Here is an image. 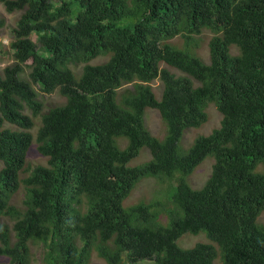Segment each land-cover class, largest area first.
Masks as SVG:
<instances>
[{"label":"trees","instance_id":"obj_1","mask_svg":"<svg viewBox=\"0 0 264 264\" xmlns=\"http://www.w3.org/2000/svg\"><path fill=\"white\" fill-rule=\"evenodd\" d=\"M0 2L20 12L13 61L0 69V264H31L37 243L44 264L95 254L108 264H264V0ZM205 29L209 63L191 45ZM176 36L186 47L168 42ZM57 89L66 102L45 111L40 92ZM208 101L221 124L186 148ZM148 108L166 124L163 139L146 125ZM34 140L46 164L27 162ZM145 146L151 158L130 165ZM208 155L211 174L194 188L187 177ZM147 175L168 181L163 198L124 210ZM21 184L24 207L13 203ZM187 232L209 241L183 248Z\"/></svg>","mask_w":264,"mask_h":264},{"label":"rangeland","instance_id":"obj_2","mask_svg":"<svg viewBox=\"0 0 264 264\" xmlns=\"http://www.w3.org/2000/svg\"><path fill=\"white\" fill-rule=\"evenodd\" d=\"M20 12H13L10 13L6 10L5 6L3 5V3L0 2V17H4L6 20V24L4 27L1 28L0 30V42L4 45V51L0 52V69H2L5 65L12 63V55L9 49V44L12 40V27H14L16 25V21H17V17H19ZM209 40V34H205L204 36H200L199 37V53L200 55H202L204 58H208V42ZM174 42L178 45H183L184 41L182 38H177L174 40ZM106 60L105 57L102 58H98L96 60V62H104ZM155 91L157 93L158 96L161 95L162 92V84L160 82H156L155 83ZM62 98L60 96V94L58 93H54V95L52 96H45V95H40L39 99L43 100L45 103L47 102V105H57L62 103ZM64 99V98H63ZM208 111L210 112V123L201 126V127H193L190 129L186 130V139L185 142L186 143H192L194 141V139L201 135V134H209L210 132H212V130L214 129L215 126H217V121L219 120V114L216 111V109L213 106H210ZM146 124L147 127L149 128V130L156 136L161 137L164 135L165 132V125L163 123V121L161 120V116L159 114V112L155 109H148L147 113H146ZM193 138V139H192ZM122 146H124V143H126V141H121ZM149 150V148L144 147L141 151L140 156L136 159L139 160L138 161H142L144 159H148L149 156V152H147ZM29 161L32 162H39L42 160V157L35 151V148H32L30 150V153L28 155ZM215 161V158L213 155H208L205 160H203L194 170V172L192 174H190L187 179L189 181V183L196 188L201 187L208 175L209 172L212 169L213 163ZM146 162V161H144ZM142 162V163H144ZM139 163V164H142ZM137 164V165H139ZM261 171H264V167L261 166L259 168ZM161 181V180H160ZM163 186L162 184H158V182L155 179L152 178H147L145 179L143 182H141L139 184V186L137 187V189L134 191L133 195H132V200L131 203H135L139 200L142 199H147V201H151L153 200V198L155 197L156 191L157 189H161ZM167 188H165L161 194L158 196V199L163 198L164 196V192L166 191ZM172 189H170L171 191ZM24 189L22 188L21 190H19V192L17 193L16 197H15V202L17 204H19L20 206L22 205V203L20 202L21 199L24 198ZM164 201V200H163ZM260 222L264 224V212L261 215V217L259 218ZM199 241H209V238L207 237L205 232H200L198 234H192V233H185L183 234L179 240H178V244L183 247V248H189L193 245H195V243L199 242ZM32 252H33V260H32V264H43L42 260H41V253H42V248L40 246H33L32 247ZM90 264H106L103 260H101L100 258L94 256L90 262ZM215 264H222L219 260L215 261Z\"/></svg>","mask_w":264,"mask_h":264},{"label":"clouds","instance_id":"obj_3","mask_svg":"<svg viewBox=\"0 0 264 264\" xmlns=\"http://www.w3.org/2000/svg\"><path fill=\"white\" fill-rule=\"evenodd\" d=\"M209 34V40H208V42H207V44H208V58H204L202 55H200V51H199V37L200 36H204L205 34ZM214 36V33L212 32V31H210V30H208V29H205V30H203V32L201 33V34H198V35H195L194 36V41H193V44H191L192 46H193V50H195L196 51V53L205 61V62H207V63H209L210 62V47H209V44H210V41H211V39H212V37ZM177 38H182L183 39V41H184V44L183 45H178V44H176L175 42H174V40L175 39H177ZM169 43H171V44H173V45H175V46H177V47H180V48H184V47H186V43H185V39L183 38V37H181V36H176V37H174V38H171L169 41H168ZM9 44V43H8ZM238 52V50L234 47L233 48V53H237ZM109 56L110 55H105V56H100V57H98V58H102V57H105L106 58V60H108V58H109ZM97 60V59H96ZM96 60H93L92 61V63H103V62H96ZM105 60V61H106ZM104 61V62H105ZM6 66V65H5ZM4 66V67H5ZM162 67H167V68H169L173 73H175V74H177V75H186V73H184V72H182L181 70H179L178 68H176V67H172V66H169V65H167V64H165V63H162ZM74 70H75V68H74ZM78 71H80V69L78 70ZM195 81V80H194ZM156 82H160L161 84H162V92H161V95H162V93H163V81L162 80H160V79H155L154 81H152L151 82V84L153 85V88H154V91H155V83ZM195 84L196 85H199L200 83L199 82H197V81H195ZM127 86V85H126ZM129 86V85H128ZM156 92V91H155ZM54 93H58V94H60V96L61 97H63L62 98V103H60V104H57V105H47V102L45 103L43 100H41V101H43V109L45 110V111H47V110H49L50 108H52V107H58V106H60V105H62V104H64L65 102H66V97L65 96H63L60 92H59V90L57 89V90H55L54 92H44V93H42V92H40V94H39V97H40V95H45V96H52V95H54ZM157 94V93H156ZM160 95V96H161ZM158 96V95H157ZM160 96H158V97H160ZM40 100V99H39ZM204 106H205V110H206V112H207V114H208V118H207V120H206V122L203 124V125H201V126H204V125H206V124H208V123H210V122H212V121H210V112L208 111V109H209V107L210 106H213L215 109H216V111L218 112V114H219V120L217 121V126H215L214 127V129L215 128H217V127H219L220 126V124H221V119H222V114H221V112L218 110V108H217V106L215 105V102H210V101H208V102H206L205 104H204ZM148 109H154V108H148ZM148 109L146 110V113H147V111H148ZM155 110H157V109H155ZM30 111V110H29ZM158 112H159V110H157ZM159 114H160V112H159ZM160 116H161V114H160ZM161 120L163 121V123H164V125H165V132H164V135L163 136H161V137H159V138H161V139H163L164 137H165V134H166V130H167V128H166V124H165V122H164V120H163V118H162V116H161ZM145 122H146V115H145ZM36 126H34L32 129H31V132L34 134V137H36L37 136V131H38V127H39V123H38V121H36ZM147 125V124H146ZM200 126V127H201ZM193 128V127H192ZM190 129V128H189ZM213 129V130H214ZM212 130V131H213ZM186 133L187 132H185V134H184V136H183V142H182V144H183V146L184 147H188V146H190L192 143H186L185 142V139H186ZM211 133V132H210ZM209 133V134H210ZM153 134V133H152ZM154 135V134H153ZM202 135H208V134H202ZM156 136V135H155ZM158 137V136H157ZM193 139V138H192ZM121 141H126V143H124V146L125 145H127V139L126 138H121V139H118V145L119 146H121V147H124V146H122V143H121ZM38 143L34 140V142L31 144V146H30V148H29V150H28V155H29V153H30V150L32 149V148H35V151L42 157V160L41 161H39V162H32V161H29V158H28V155H27V162L28 163H34V164H39V163H42V164H46V162H47V156H44L43 154H41L40 152H39V150H38ZM146 147V146H145ZM144 148V147H143ZM142 148V149H143ZM148 148V147H147ZM142 149H141V151H142ZM150 150V149H149ZM141 151H140V154H141ZM147 152H149V151H147ZM140 154L136 157V158H134L131 162H130V165H137V164H139V163H142V162H144V161H148L150 158H151V152H149V158L148 159H144V160H142V161H138V160H136L139 156H140ZM205 160V159H204ZM142 164H145V162L144 163H142ZM142 164H139V165H142ZM0 167H1V165H0ZM212 170V169H211ZM210 174H211V171L209 172V175H208V177H207V179H206V181L208 180V178H209V176H210ZM23 176V175H22ZM147 178H152V179H155L157 182H158V184H162V186L163 187H165L166 185H167V180H162V181H160L161 180V178H159V177H155V176H151V175H147V176H144V177H142V178H140V180H138L135 184H134V186L131 188V191H130V193L125 197V198H123V200H122V208L124 209V210H126V209H130L133 205H136V204H139L140 202H146V203H149V202H155V201H157L158 200V196L161 194V192H162V188L161 189H157V191H156V194H155V197L153 198V200H151V201H147V199H142V200H139V201H137V202H135V203H131V200H132V195H133V193H134V191L137 189V187L139 186V184L141 183V182H143L145 179H147ZM206 181H205V183H206ZM205 183L201 186V187H203L204 185H205ZM192 186H193V184H192ZM194 187V186H193ZM201 187H199V188H201ZM24 189V185L23 184H21V186H20V189L19 190H21V189ZM194 188H196V187H194ZM19 190L16 192V194L14 195V197H13V203L14 204H17L16 202H15V197H16V195H17V193L19 192ZM24 191H25V189H24ZM25 199V193H24V198L23 199H21L20 200V202L22 203V205L21 206H23L24 207V203H23V200ZM18 206H20L19 204H17ZM263 214V213H262ZM261 217V216H260ZM4 220L5 221H8L11 225L13 224V222L11 221V219H9L8 217H6V218H4ZM160 222L161 223H163V224H165V222H166V216L163 214L162 215V217H161V219H160ZM188 233V232H187ZM190 233V232H189ZM193 234V233H192ZM15 240V238H13V241ZM199 242H201V241H199ZM202 242H207V241H202ZM196 244V243H195ZM35 245H37V246H40L41 248H42V253H41V256L43 255V247H42V245L40 244V243H37V244H31V255L33 256V252H32V247L33 246H35ZM194 246V245H193ZM192 247V246H191ZM94 256H96V257H98L96 254L94 255ZM93 256V257H94ZM92 257V258H93ZM98 258H100V257H98ZM101 260H103L106 264H108V262L105 260V259H103V258H100ZM4 260H6V258L4 257ZM32 260H33V258H32ZM41 260H42V257H41ZM92 260V259H91ZM42 262H43V260H42ZM91 262V261H90ZM31 264H32V261H31ZM44 264V263H43ZM214 264H215V262H214Z\"/></svg>","mask_w":264,"mask_h":264}]
</instances>
